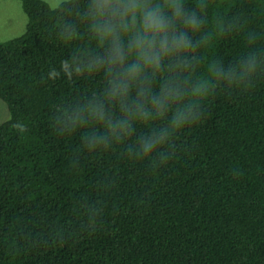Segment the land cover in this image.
<instances>
[{"label":"trees","instance_id":"trees-1","mask_svg":"<svg viewBox=\"0 0 264 264\" xmlns=\"http://www.w3.org/2000/svg\"><path fill=\"white\" fill-rule=\"evenodd\" d=\"M21 1L25 32L0 42V264H264V78L209 96L166 163L121 145L84 151L56 116L106 95L103 68L80 61L109 45L91 31L90 0ZM215 3L264 27V0ZM243 43L226 34L204 55L231 59Z\"/></svg>","mask_w":264,"mask_h":264},{"label":"clouds","instance_id":"clouds-1","mask_svg":"<svg viewBox=\"0 0 264 264\" xmlns=\"http://www.w3.org/2000/svg\"><path fill=\"white\" fill-rule=\"evenodd\" d=\"M87 15L109 47L80 62L103 68L106 95L68 104L55 121L61 134H79L81 150L121 145L131 159L166 163L178 135L200 123L209 96L246 93L264 78V27L253 30L243 14L226 17L215 0H90ZM226 34L240 35L242 50L206 58ZM138 125L151 127L137 135Z\"/></svg>","mask_w":264,"mask_h":264},{"label":"rangeland","instance_id":"rangeland-1","mask_svg":"<svg viewBox=\"0 0 264 264\" xmlns=\"http://www.w3.org/2000/svg\"><path fill=\"white\" fill-rule=\"evenodd\" d=\"M51 7L65 0H45ZM28 22L21 0H0V42L25 32ZM10 111L7 103L0 97V124L7 120Z\"/></svg>","mask_w":264,"mask_h":264}]
</instances>
